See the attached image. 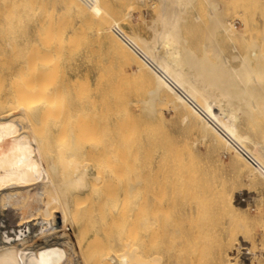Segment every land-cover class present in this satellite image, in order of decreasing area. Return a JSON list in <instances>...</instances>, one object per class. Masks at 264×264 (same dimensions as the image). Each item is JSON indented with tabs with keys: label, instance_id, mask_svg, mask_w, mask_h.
<instances>
[{
	"label": "bare ground",
	"instance_id": "6f19581e",
	"mask_svg": "<svg viewBox=\"0 0 264 264\" xmlns=\"http://www.w3.org/2000/svg\"><path fill=\"white\" fill-rule=\"evenodd\" d=\"M64 1L57 21L54 0H0V206L19 212V233L10 236L0 210V264H63V246L73 244L67 228L76 235L83 264H184L192 241L215 228L206 218L212 207L230 217L224 228L233 226L221 234L229 230L223 247L219 242L225 253L216 242L218 256L227 255L229 264H257L255 249L247 251L253 254L249 263L230 254L249 241L250 201L245 205L218 188L209 202L200 187L206 167L192 146L172 142L163 116L172 109L186 130L198 132L196 142L208 141L213 156L217 148L231 152L252 183L264 186V56L247 20L237 28L224 13V0H203L208 22L205 40L195 48L185 30L198 0H158L149 38L106 14L93 19L86 0ZM193 18L203 21L197 11ZM104 41L117 61L114 75L100 71L95 85L60 76L66 54ZM131 64L136 70H128ZM51 123L58 130L55 142L49 139ZM77 158L85 163L63 171L62 163H79ZM143 189L153 190V197L143 198ZM87 198H96L103 219L91 213L93 218L80 219L74 208ZM251 199L260 211L257 196ZM177 206L195 225L182 227L178 214L176 224L175 214L172 222L188 230L183 241L170 218ZM137 224L149 229L148 245L142 237L145 249L134 240ZM164 233L169 247L159 241Z\"/></svg>",
	"mask_w": 264,
	"mask_h": 264
},
{
	"label": "rangeland",
	"instance_id": "374dc122",
	"mask_svg": "<svg viewBox=\"0 0 264 264\" xmlns=\"http://www.w3.org/2000/svg\"><path fill=\"white\" fill-rule=\"evenodd\" d=\"M54 1H55V9H54L55 12L53 11V13H54V17H56V20H57V19H59V12H61L62 9H64V7H66V5H65L64 0H54ZM224 1H225V5H224L225 15L231 21L234 22V24L237 28L243 27L244 26L243 22L245 20H247V22L250 25V29H251L250 33L252 35L251 34L250 35L254 40L261 41L260 42V45H261L260 48L261 49H258V50L264 56V51H263V49H264V0H224ZM86 2L88 4V7L91 10V14L93 16V19L97 20V18L99 16H101L102 14H106L113 21L127 22V24H126V28L128 27L127 29L133 28L134 30L139 32L141 35L148 37V38L151 37L152 28L150 27V25L152 23H154L152 20L156 17V14H157L156 11H157L158 0H86ZM48 5H50V3ZM195 10L197 11L198 14H200L202 16V18H203L202 22L201 21L196 22L194 20L193 16L196 14ZM195 10L192 11V13L189 17V23H190L189 25L191 26V28H189L190 26L188 27V25L186 26L185 35L188 38L189 45L197 48L198 44H199V46H201L202 41L205 40V39H203L205 37V30H206L205 24L208 22L207 7H206L205 2L203 0H198L195 4ZM64 15L71 20L73 19V21H74V22L72 21L73 23H79V21H80L77 17L74 16V14L69 13L68 11H66ZM57 16H58V18H57ZM69 29H70V31H68ZM71 29H72V27H70V26H69V28H67V31H68L67 33L69 35L71 34ZM82 45L83 46H81L78 49V51L75 52V54L74 53L71 55L66 54V58L64 57L65 58L64 61H61L62 66H61V70H60V76H62V74H63L64 78L65 79L70 78L71 79L70 81H72L74 78L79 76V77H82L83 79H85V78H86V80L88 79L89 83H91L92 85H95V82L97 80V76H98L100 71L103 70L105 75H107V76L108 75H114L115 72H117V68H118L117 67V61L112 60L108 42L104 41V42H101L99 44H95L94 46H90V47L86 46L85 43H83ZM239 51L242 53H245L247 51V47L244 45H241ZM229 54L231 55L233 53H229ZM111 61H112V64H109V63H111ZM263 62L264 61H262V64H264ZM131 65H133V66H128V70L129 71L136 70L135 64H131ZM81 86L83 89V87H84L83 84ZM78 89H79V87H78ZM80 89H81V87H80ZM81 91H83V90H81ZM132 108H133L132 110L135 111L134 107H132ZM163 111H164L163 116L165 119V126H166L165 129L169 133L170 139L172 140V142H174L178 146H182V145L184 146L185 144L192 146L194 149L196 158L206 167V169L204 171L206 173H208V175L206 176V178H204V180L203 179L200 180V185H201L200 187H203L204 195L206 196V194H207V198L209 199V202L215 201V200H213L214 198L217 199L216 196H217L218 188H219V190L225 189V191L229 197L236 198V200H238V201L240 200L245 205L248 202V200L250 201L249 209L247 212L248 213L247 219L249 222L251 221L250 222L251 232L249 234V239H248L249 241L243 242L242 246H239V245L234 246L230 250L231 256L232 255H233V257L235 256L239 262L245 261V262L249 263L252 259L251 260L247 259V257L248 258L253 257V254H251L252 256H250V254L249 255L247 254V251L253 250V252H254V249H255V253H256L255 258L259 259L257 264H264V223L262 225L261 221L259 220L261 218L262 222H264V193H263L264 186L261 185L260 183H258L257 181H256V183H252V178L249 177L250 174L248 173V171L245 170L244 168H242V166L236 165L233 163V155L231 152L230 153L223 152L220 148H217L216 156H213V152L211 151V147H210V144L208 141H203V142L197 141L196 142V139L199 137V134L197 131L192 132V131L186 130L185 123L179 119L178 115L175 112H173L172 109H169L168 112H167V110H163ZM167 119L168 120L170 119L169 120L170 122L167 121ZM54 124L55 123H51L49 125V127H52V128H49L50 132H48V133L52 134V132H53L52 135L49 134L50 140H52L51 137L54 138V136H56V134H55L56 131L58 132V130L55 128ZM52 141L55 142V140H52ZM204 143H206V144H204ZM77 159L79 161V158H77ZM80 159L81 160L79 161V163H77V161H76L74 163H69L67 166L64 163H62L63 171L68 172V170H70L71 168L74 169V168H77L78 166L79 167L82 166V164H84L85 161H84V163H81V162H83V160H86V159H83V158H80ZM155 166H156V162L154 161L153 167H155ZM68 167H70V168H68ZM150 169H152V168H150ZM150 169H147V171L149 170L153 175V170H150ZM209 174H211L212 176ZM152 175L150 177H152ZM239 176H241V177H239ZM152 180L153 179H151V181ZM248 181H249V183H248ZM220 185H223V186H220ZM207 187H209V189ZM221 187H223V188H221ZM212 189L214 190V192L212 191ZM143 190H141V194L143 195V198H144V196L146 198H148V197L152 198L153 197V195H152L153 192H152V194L150 192L153 190H150L149 192L146 191L145 189H143ZM258 192L261 194H259ZM144 193H145V195H144ZM141 194L139 195V198H142ZM253 195L257 196L259 206H260V211L257 210L256 203L254 202V200L251 199L252 197H254ZM261 197H262V200H261ZM176 198H178V197H176ZM78 199H80V198H78ZM78 199H76V200H78ZM81 199H84V198H81ZM87 199H89V198H87ZM94 200H95L96 204H95V202H93ZM83 201L81 200L79 202V200H78V208H77L78 210H76L77 205H75L76 207L74 208V211L76 213L78 211V215L81 217L80 218L77 215L78 218L82 219L84 217L83 219L88 220L89 218H93V216L99 217V215L97 214L98 211L96 208L98 206V202H97L96 198H93V199L90 198L89 200H86L87 202L86 203L84 202L86 205L82 204ZM245 201H246V203H245ZM93 203L95 205H93ZM6 205H8V204L7 203L4 204L3 207L0 206L1 212L2 213L4 212L3 213L4 217L7 219V221L4 224V231L6 232V234L8 233L7 235L14 236L15 234L17 235V233H19L18 228H17L18 225L16 224L19 212H16V210L14 212V209L11 208L12 207L11 205H8L7 207H6ZM89 205L90 206L92 205V207H90ZM82 206H84V208L86 206L85 209L88 212L85 209H82ZM87 206H89V208H87ZM144 206L147 207V203H146V205L144 204ZM8 207H10V209ZM180 207L181 208H179L177 206V208L175 209L176 211L174 210L172 212V217H170L171 222L175 218V214H176L177 219H174L173 221H177L178 217L182 218V220H181L182 223L180 221L181 226L184 223L182 227L186 226L187 229L189 230L190 228H188V226L191 227L192 224L189 225L188 223H192V221L191 222L188 221V218L190 220V217H187L186 214H184L185 211L183 212V209H182L183 207L182 206H180ZM94 208L96 210H94ZM89 209L90 210L92 209L91 212H89ZM58 210L60 212V209H58ZM80 210H81L82 214H80L81 213V212H79ZM146 210L147 211H144V207H143L142 211H144L146 215L148 213V216H149V212H148L149 209L147 208ZM84 211H86V213H84ZM136 211H138V210L136 209ZM222 211L220 209H215L214 207H212L209 210V212L207 213L208 217L206 216V218H207V221H208V218L210 220L208 222V224L213 222L212 224H214L215 228H212L211 230L208 231V233H207L208 236L206 235L207 238H205L201 235V237L199 239H197V241L191 240L193 242V244H192V246H190L191 244L188 246V248H189L188 252L186 251L187 249L184 251L186 253V255L184 254V257H183L182 256L183 254H181L182 260H180V261L182 262L183 259H186V260H184L186 262L183 261L182 263H184V264H229V262H227L228 261L227 255L224 254L223 257L220 258L217 254L216 242L222 243L225 240L226 235L229 233V230L227 231V233L224 232L225 236H223L224 234L223 235H221V234L223 233V231H226V229L231 227V225L229 227V224H228L226 226L228 228H224L225 227L224 224L227 222L228 219H230V217L227 219L226 218V217H228V215L226 214L227 212L224 213L225 212L224 211L223 213H221ZM94 212H96V213H94ZM144 212H140L139 214L141 216H139L138 218L143 220L142 216H143ZM181 212L183 214H181ZM83 213L85 215H83ZM90 213H91V215L93 214V216H90ZM109 213H107V215H109ZM95 214H96V216H95ZM173 214H174V216H173ZM177 214H178V217H177ZM59 215H60V213H59ZM88 215H89V217H88ZM225 215H226V217H225ZM12 216H13V218H12ZM184 216H186V217H184ZM209 216H211V218ZM15 217H17V218H15ZM103 217H105V215H103ZM103 217L100 216L99 218L103 219ZM221 219H224V220H221ZM186 220H187V222H185ZM108 222L110 223L111 219H109L107 221V224H108ZM177 222L178 223H176V222L175 223L179 224V221H177ZM193 222H194V220H193ZM6 223H7V226H5ZM172 223H174V222H172ZM175 223H174V225H175ZM215 223H216V225H215ZM221 223H223V224H221ZM110 224H108V225H110ZM61 225H62V222H61ZM261 225H262V227H261ZM136 226L138 229L141 226L140 227L141 230L136 229V227L134 228L136 230V231L134 230L136 233L133 232L134 235L137 234V237L139 236L138 240H137V237H135L134 240H136L138 243L139 239H141V244L144 245L146 243L145 245H148L149 239H150L148 227H146L145 224L143 226H142V224L139 226L137 224ZM175 226H177L178 228H181V227H179L180 225L179 226L175 225ZM7 227H9V230ZM118 227H121V225ZM193 227H195V225H193ZM193 227H191V228H193ZM142 228H143V231H142ZM232 228H233V226L231 227V229ZM181 229H182L181 232L178 233V234H180V237H178V238L181 239L182 238L181 235L184 234L183 235L184 238L181 239L183 241L186 238L185 235L187 234L188 230L184 228L185 230H187V232L185 233L184 232L185 230L183 228H181ZM193 229H195V228H193ZM15 231H17V232H15ZM145 231H146L147 236H145L146 235ZM10 232H11V234H10ZM66 232L68 233L71 241H73V244L71 247L63 246L66 253L60 254L58 261L63 262V264H83L82 263V256H81V253L79 250V246L76 243V237H75L76 235L73 233V230L70 228H67ZM140 233H142L141 237L139 235ZM143 234H145V235H143ZM164 235H165V237L164 236L160 237L159 241L161 243H164L167 247H169L171 244L170 235H167L165 233H164ZM142 237H143V239L146 237L144 239L145 243L142 242L143 241ZM201 238H202V242H200ZM221 238H224V239L222 240ZM220 240H222V242ZM203 242H204V244H203ZM220 243L218 244L219 245L218 247H220L221 250L218 249V251H222V249H223L222 247H223L224 242L222 243V247L220 246L221 245ZM246 243H247V245H246ZM201 244H203V246ZM243 244L246 247L250 246L249 247L250 250H245L243 248V246H244ZM145 245L142 246V247H144V249L147 247ZM251 246L253 247V249L251 248ZM200 248L203 249V250L201 249L202 253H201ZM204 248H206V249H204ZM224 250L225 249H223V251L221 253H223ZM238 251H239V253H238ZM240 251H241V253H240ZM238 256L240 259H238ZM242 257H244L245 259ZM188 258H189V260H188ZM200 259H201V261H200ZM187 260H188V262H187Z\"/></svg>",
	"mask_w": 264,
	"mask_h": 264
}]
</instances>
